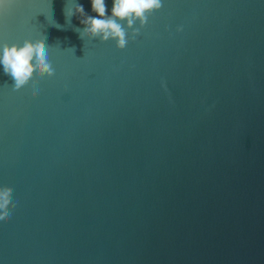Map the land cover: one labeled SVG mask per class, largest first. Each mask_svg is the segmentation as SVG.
<instances>
[{"label": "water", "instance_id": "95a60500", "mask_svg": "<svg viewBox=\"0 0 264 264\" xmlns=\"http://www.w3.org/2000/svg\"><path fill=\"white\" fill-rule=\"evenodd\" d=\"M74 3L0 6V55L54 69L33 97L0 65V264H264V0H161L123 50Z\"/></svg>", "mask_w": 264, "mask_h": 264}, {"label": "clouds", "instance_id": "9594fccd", "mask_svg": "<svg viewBox=\"0 0 264 264\" xmlns=\"http://www.w3.org/2000/svg\"><path fill=\"white\" fill-rule=\"evenodd\" d=\"M91 11L95 15H88L83 5L75 0L73 7L65 8L66 22L72 17L80 18L82 27L76 29L81 40L99 39L101 42L112 40L116 47L123 50L128 43V34L135 39L148 21V17L161 9V0H112L111 14H107L106 0H90ZM4 0H0L3 6ZM137 22L139 26L136 27ZM58 28L60 25H56ZM182 29H177L181 31ZM48 46L44 41L32 42L25 40L23 46L4 44L0 55V65L5 75L14 81L13 90L18 91L30 82L33 84L32 95L38 92V84L34 77L52 78L54 69L47 60ZM74 51V49H72ZM16 205L12 203V189L0 188V222L7 223Z\"/></svg>", "mask_w": 264, "mask_h": 264}]
</instances>
